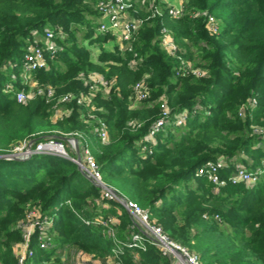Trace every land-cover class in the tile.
<instances>
[{"label": "trees", "instance_id": "obj_1", "mask_svg": "<svg viewBox=\"0 0 264 264\" xmlns=\"http://www.w3.org/2000/svg\"><path fill=\"white\" fill-rule=\"evenodd\" d=\"M98 1L0 0V155L26 139L36 145L60 133H78L106 184L144 209L170 239L193 249L202 264H264V174L256 186L229 184L219 190L197 176L210 161L226 162L223 178L236 164L249 171L264 169V136L252 129L264 126V0H184L187 13L180 19L153 16L148 4L135 0L134 16L144 23L133 52L106 50L113 36L97 33ZM159 5L166 12V5ZM204 11L222 21L218 35L209 33L204 17H193ZM58 28L65 38L57 39L56 59L49 70L36 72L42 86L56 89L55 99L36 96L19 103L4 90L10 81L5 66L19 73L33 33ZM164 28L178 47L175 56L163 46ZM182 60L204 75L178 76ZM90 72L112 82L109 97L97 94L93 110L107 125L105 145L94 132L96 122H86L85 106L62 105L69 112L64 118L52 112L63 95L88 92L80 76ZM142 80L149 98L131 109L132 88ZM13 83L18 91H28L21 80ZM253 98L257 106L241 117V108ZM163 103L172 119L187 112L186 125L171 124L149 140ZM30 205L54 218L55 238L51 249L42 250L36 234L25 264H67L80 253L100 260L115 257L113 264H173L149 242L145 250L130 246L140 231L125 208L103 199L75 163L47 155L0 159V264H19L23 236L18 225ZM108 219H114L110 227L103 224Z\"/></svg>", "mask_w": 264, "mask_h": 264}, {"label": "built area", "instance_id": "obj_2", "mask_svg": "<svg viewBox=\"0 0 264 264\" xmlns=\"http://www.w3.org/2000/svg\"><path fill=\"white\" fill-rule=\"evenodd\" d=\"M180 4L174 6L166 2V0H143L142 5L148 4L150 10L153 11V16L163 15L166 13L172 19H180L186 15V9L184 6V0H179ZM166 5V12L163 11L159 4ZM135 0H99L97 2L96 9L99 13V27L97 33L111 34L120 43V50L133 52V42L144 21L134 16L135 13ZM193 17H204L206 20V26L211 35H218L220 33L219 24L215 16L208 12L194 13ZM37 31L33 33L36 35ZM65 38V34L60 28L57 31L46 30L45 40L43 42L31 43L26 49L25 56L21 65L22 78L28 81L33 74H36L39 70L48 69V56L53 58L54 55L60 50V47L55 43V40ZM161 39L163 46L169 51L172 56H175L178 52V47L173 41L170 31L163 29L161 31ZM137 59V55L135 54ZM132 64L136 65L137 61ZM193 74L201 77L204 73L193 68L189 63L182 60L181 66L177 70V75ZM85 80L86 85L89 88L90 93L102 92L103 94H109L112 86V82L98 76L96 74L87 75V77L81 75ZM24 86H28L27 82H22ZM13 84L9 83L5 92L14 93L19 103H26L35 96H42L47 101L55 99V91L46 86L45 88H36L35 92L26 95L24 91H14ZM133 94L130 98L131 109L138 107V104L145 102L149 98V89L145 80L137 82L133 86ZM32 92V90H31ZM57 104L67 105L76 102L80 106L90 105V101L85 94L77 95L68 93L63 95L57 100ZM257 106V100L253 98L248 104L244 105L240 110V116L244 117L248 108L254 109ZM161 117L153 124L148 135L149 140H154L155 136L162 132L166 126H169L173 119L177 125H182L187 121V112L171 116L170 110L166 104L161 105ZM56 118H64L69 115L66 110L61 114H58L56 110ZM94 118L96 126L94 132L97 134L100 142L105 145L109 142V132L106 123L97 118L96 116L89 115ZM253 132L259 136H264V128L258 126L252 127ZM58 138H48L45 141H40L35 145L34 140L26 139L13 145L10 150L5 152L3 156L8 158H17L20 160H28L34 155H47L58 156L64 159L70 160L75 163L80 171L98 188L101 190L102 198L107 201L117 202L122 205L130 214L135 224L138 226L140 233L134 235L132 239V245L136 248L145 250L146 242L152 245L158 246V248L168 257L174 261V255L179 259L182 264H202L200 258L194 252H191L184 246L176 243L165 234L161 226L155 224L150 220L148 213L142 209L137 203L129 200H125L120 197L110 186L103 181V173L93 153L87 145L82 146L80 140L82 135L78 133L64 134L60 133ZM35 145V146H34ZM227 167L224 161H210L204 164L198 169L197 176H205L208 181L215 186L216 190H219L229 184L239 185L245 184L250 187L256 186L262 175L264 169L258 168L256 171H249L241 164H236L234 171L227 177L223 178L221 172ZM215 220L218 223H222L219 216H216ZM97 223L102 221L96 220ZM114 223V219H108L103 221V224L110 227ZM54 218L45 215L37 206H29L26 211L25 218L19 223L18 228L22 231L23 241L19 246L18 262L19 264H25L26 260L33 255L30 249V244L33 237L37 234V243L42 250H49L53 247L55 232L53 231ZM115 257H109L105 259L104 263H96V261L90 259L83 253L76 254V264H113Z\"/></svg>", "mask_w": 264, "mask_h": 264}, {"label": "rangeland", "instance_id": "obj_3", "mask_svg": "<svg viewBox=\"0 0 264 264\" xmlns=\"http://www.w3.org/2000/svg\"><path fill=\"white\" fill-rule=\"evenodd\" d=\"M87 3H89V1L87 2ZM171 4L172 5H174V6H177L178 4H177V1L176 0H171ZM96 6H97V4H95V7L94 8H96ZM215 18H216V20H217V22H218V24H219V28H220V31H221V26H222V21L220 20V19H218L216 16H215ZM61 29V28H60ZM47 30H51V29H47ZM45 35H46V32L44 33V34H40L39 32H37L36 33V35H33L32 36V38L30 39V44L31 43H34L36 40L38 41V42H43L44 40H45ZM83 36V34L82 33H80L79 35H78V38H79V40H80V42H82L83 40H82V37ZM116 42H117V40H116V38L115 37H113V39H110L108 42H106L105 44H104V47L106 48V50H108V51H113L114 50V45L116 44ZM55 43L58 45V43H57V39L55 40ZM83 43H85V44H88V42L87 41H84ZM30 44H28L27 45V47H26V49L30 46ZM59 47H61L60 45H58ZM92 49V51H94L95 52V54H98L99 52H100V48L99 47H95V49L93 50V47L91 48ZM25 56V55H24ZM56 56H57V53L54 55V57L53 58H51V57H49L48 56V69H45V70H49L50 69V61H54L55 59H56ZM23 62V61H22ZM98 62H96V64H97ZM22 65V64H21ZM5 69H8L9 70V76H10V81L5 85V87H4V90H6V88H7V86L9 85V83H12L13 84V90L14 91H18L17 89H16V86H15V84L13 83V81H15V80H17V79H19V80H21V82H27L28 83V86H26L27 88H28V91H26L25 89H23V90H19V91H24L25 90V92H26V95H29V94H32V93H34L35 92V90H36V88H45L46 86H42V84H41V82H40V80L36 77V74H33L32 75V77L31 78H29L28 79V81H25V79H23L22 78V69H21V67H19L18 68V71H19V73H17V68H15L14 66H5ZM90 74H94L93 72H90V73H88L87 75H90ZM83 76H84V74H83ZM48 87H51L54 91H55V94H56V89L53 87V86H51V85H47ZM89 89V88H88ZM31 90H32V92H31ZM101 92H98L97 94H100ZM74 94V93H73ZM97 94L96 93H90L89 92V90H88V92H86L85 93V95H86V97L88 98V100L90 101V105H84L89 111V113H90V115L91 116H96L95 114L96 113H94L93 112V110H95L96 109V107L94 106V102H95V99H96V96H97ZM109 95H110V93L109 94H102V96H104V97H106V98H108L109 97ZM36 97V96H35ZM39 97H42V96H39ZM143 102H141V103H139L138 104V106L140 105V104H142ZM54 108H55V111H52L53 112V115L54 116H56V110H58V114H61L62 112H65L66 111V109H65V106H62L61 104L59 105V104H55L54 105ZM137 108V107H136ZM135 108V109H136ZM91 121H94V118H91ZM88 124H90V122H88ZM171 124H173V126H175V127H184L185 125H186V123H184V124H182V125H177L176 124V121L173 119V121H172V123ZM170 124V125H171ZM255 126H258V127H260V128H264V126H259V125H255ZM168 126H166L165 128H164V130L167 128ZM161 133V132H160ZM160 133H158L156 136H155V139L156 138H158L157 136L160 134ZM263 146V148H264V144L262 145ZM91 150V149H90ZM91 152H92V150H91ZM250 162H251V160H250ZM99 164V163H98ZM263 165H264V162H263ZM254 171H256V170H254ZM262 178V177H261ZM103 181L105 182V180H104V174H103ZM207 181H208V179H207ZM209 182V181H208ZM106 183V182H105ZM30 206H32V205H30ZM107 208L109 207L108 205H105ZM126 210V209H125ZM127 211V210H126ZM128 212V211H127ZM129 213V212H128ZM130 215V214H129ZM53 231H54V229H53ZM110 232H111V234L113 235V236H116V235H118V231H114L113 229H111L110 230ZM54 242V241H53ZM182 246V245H181ZM187 248V247H186ZM188 250H190L189 248H187ZM191 251H194L193 249H191ZM160 252H161V254L163 255V256H165V257H167V255H165L161 250H160ZM65 254V256H66V253H64ZM68 255V254H67ZM173 257H174V261H173V264H182L180 261H179V259H177V257H175L174 255H172ZM75 259H76V255L74 256L73 255V257H70V259L67 261V264H76L77 262L75 261ZM90 259H92V260H94V261H99L100 259H98L97 257H94V255L93 256H90Z\"/></svg>", "mask_w": 264, "mask_h": 264}, {"label": "crops", "instance_id": "obj_4", "mask_svg": "<svg viewBox=\"0 0 264 264\" xmlns=\"http://www.w3.org/2000/svg\"><path fill=\"white\" fill-rule=\"evenodd\" d=\"M177 1V4L179 5L180 4V1L179 0H176ZM166 2H168L169 4H171V0H166ZM115 47H121L120 46V43L117 41L116 42V44L114 45V47L113 48H115ZM85 145V143H82V146H84ZM105 262V259L104 260H99V261H96V263H104Z\"/></svg>", "mask_w": 264, "mask_h": 264}, {"label": "water", "instance_id": "obj_5", "mask_svg": "<svg viewBox=\"0 0 264 264\" xmlns=\"http://www.w3.org/2000/svg\"><path fill=\"white\" fill-rule=\"evenodd\" d=\"M35 142V140L33 141ZM0 159H4V160H14V161H23V160H20V159H17V158H8L7 156H3V155H0ZM80 170V168H79Z\"/></svg>", "mask_w": 264, "mask_h": 264}]
</instances>
